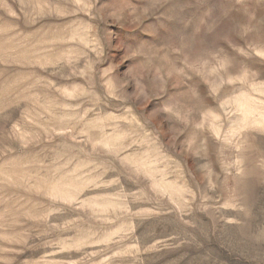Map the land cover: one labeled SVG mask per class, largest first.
Wrapping results in <instances>:
<instances>
[{
	"label": "rangeland",
	"instance_id": "rangeland-1",
	"mask_svg": "<svg viewBox=\"0 0 264 264\" xmlns=\"http://www.w3.org/2000/svg\"><path fill=\"white\" fill-rule=\"evenodd\" d=\"M0 264H264V0H0Z\"/></svg>",
	"mask_w": 264,
	"mask_h": 264
}]
</instances>
